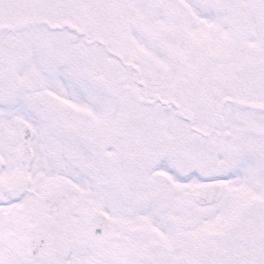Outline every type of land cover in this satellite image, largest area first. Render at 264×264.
<instances>
[{
	"label": "snow or ice",
	"instance_id": "6c2138e0",
	"mask_svg": "<svg viewBox=\"0 0 264 264\" xmlns=\"http://www.w3.org/2000/svg\"><path fill=\"white\" fill-rule=\"evenodd\" d=\"M0 264H264V0H0Z\"/></svg>",
	"mask_w": 264,
	"mask_h": 264
}]
</instances>
